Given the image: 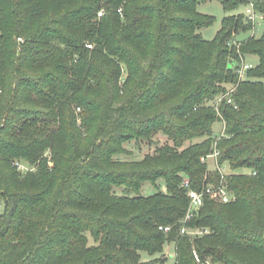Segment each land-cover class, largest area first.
Wrapping results in <instances>:
<instances>
[{
  "label": "trees",
  "instance_id": "1",
  "mask_svg": "<svg viewBox=\"0 0 264 264\" xmlns=\"http://www.w3.org/2000/svg\"><path fill=\"white\" fill-rule=\"evenodd\" d=\"M201 1L0 0V264H138L166 242L175 264H264V34L243 37L238 13L204 38ZM219 1L264 16V0ZM159 132L172 143L112 160ZM215 148L234 199L206 196L185 225L207 232L182 233L189 190L221 178L202 160Z\"/></svg>",
  "mask_w": 264,
  "mask_h": 264
},
{
  "label": "rangeland",
  "instance_id": "2",
  "mask_svg": "<svg viewBox=\"0 0 264 264\" xmlns=\"http://www.w3.org/2000/svg\"><path fill=\"white\" fill-rule=\"evenodd\" d=\"M247 6L245 4H241L237 9H234L232 11H227L223 7L222 3L219 0H203L198 4V10L207 15H211L215 18L214 23L210 26L204 27L200 30L203 37L206 39H213L217 35L218 31L220 30L222 26L223 18H225L228 15L231 14H238V13H245ZM254 34L256 37H261L264 34V21L261 20L260 23H258L252 32H248L243 34V37H247L248 35ZM248 61H252L253 63L258 62L257 56H248ZM125 79V75L123 79L120 81V83H123ZM264 81V79H263ZM106 93V92H105ZM103 90H94V93L92 97H103L105 95ZM122 93H120L121 95ZM76 111L78 114L81 112V108H77ZM92 117H96L95 111H93L90 114ZM77 130L79 131L82 125V118L81 116L77 119ZM54 125H57L55 123H52L49 125V128L54 127ZM222 130V124L220 122H216L214 124V132L215 134H219ZM81 136V135H80ZM85 134H83V137H81L82 142H85ZM167 143H172L171 140L168 139L166 135L159 132L158 134H154L151 141L148 140H141V139H134L132 141L124 143V147L126 148V152L118 155H114L112 157L113 161H134V160H141L145 154L147 153H155L158 147H161ZM42 158L47 159L48 166L55 165V161L53 159V152L51 148H48V150L42 155ZM39 161V160H38ZM16 162H20L23 165L28 166L29 164L25 161L18 160ZM15 162V163H16ZM211 167H214V160L212 158L209 159V162ZM36 169V166H33V170ZM50 171V170H49ZM24 172V171H23ZM249 172V171H245ZM229 172H227V175ZM210 174H206L205 178L206 180H210ZM227 180V176H226ZM157 186H160V188L163 191H166V188L161 180H158L156 183ZM157 186L153 184L152 182H145L142 188V193L146 196L152 195L157 191ZM114 190L117 194H122V188L118 186H114ZM3 203L0 204V215L3 211ZM176 262V249H175V243H169L166 242L164 245V249L162 252H157L155 254H149L146 251L141 252V261L138 262V264H144V263H150V264H175ZM208 264H220V263H213L212 259H209Z\"/></svg>",
  "mask_w": 264,
  "mask_h": 264
},
{
  "label": "built area",
  "instance_id": "3",
  "mask_svg": "<svg viewBox=\"0 0 264 264\" xmlns=\"http://www.w3.org/2000/svg\"><path fill=\"white\" fill-rule=\"evenodd\" d=\"M102 11H99L98 15H102ZM247 19L252 22L254 26H256L258 23H260L261 20H263L264 16L263 14L259 13L256 11L255 6L253 3H250L247 5L246 11H245ZM21 39V38H20ZM254 66L252 61L245 60L242 62V64L237 67V72L239 73L240 77L243 78L245 76V73L248 69L252 68ZM232 91V89L229 91V93ZM228 95V93L226 94ZM222 99L219 98L218 102L215 103L216 107H218L219 101ZM231 101V99H229ZM225 129V122L222 121V132H224ZM223 134V133H222ZM216 147V145H215ZM218 156H219V151L217 148L209 154L206 157H203V161L209 162V159L212 158L214 160V168L218 169L221 173V178L219 179L218 182H208L204 183L203 187L200 190H195V189H190L189 190V197L191 199L190 207L187 211L186 216L183 219L184 225L182 226L181 232L182 233H191V234H202L207 232V229H195V230H190L185 223L192 219L195 215L198 209L204 204V198L206 196L210 198H215L219 200L220 202H230L231 200L234 199V194L231 192L229 189V186L226 182V176H227V167L222 166L218 163ZM18 167L19 170L22 171H27L29 170V167L26 165H23L20 162L15 163ZM184 185L188 186L189 185V180L186 179L184 181ZM159 228L165 232H168L171 230V226L167 225H161Z\"/></svg>",
  "mask_w": 264,
  "mask_h": 264
}]
</instances>
